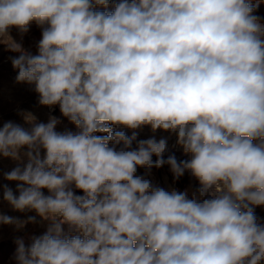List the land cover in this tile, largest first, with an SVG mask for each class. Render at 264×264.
I'll return each mask as SVG.
<instances>
[{"label": "clouds", "instance_id": "1", "mask_svg": "<svg viewBox=\"0 0 264 264\" xmlns=\"http://www.w3.org/2000/svg\"><path fill=\"white\" fill-rule=\"evenodd\" d=\"M262 2L119 0L109 10L110 0H0V44L19 53L17 83L78 129L57 131L58 118L30 112L29 128L0 127V157L18 163L4 173L18 195L3 185V200L49 222L30 245L16 240V264L264 261ZM33 22L35 55L10 35ZM113 126L174 134L191 159H164L167 138ZM165 165L173 181L188 173L199 186L149 179ZM29 223L36 217L0 214L17 230Z\"/></svg>", "mask_w": 264, "mask_h": 264}, {"label": "rangeland", "instance_id": "2", "mask_svg": "<svg viewBox=\"0 0 264 264\" xmlns=\"http://www.w3.org/2000/svg\"><path fill=\"white\" fill-rule=\"evenodd\" d=\"M119 2V0H110L111 5ZM98 10H103L102 8ZM257 15L264 17V2H262L256 13ZM11 37L22 45L25 50L30 51L33 55L37 54V47L39 40L41 39V28L35 23L29 25L27 32H20L19 29L13 27L10 30ZM19 53L10 52L6 46L0 44V127L6 122H13L24 128H29L30 125L26 124L23 118V113H32L36 118L37 122L47 123L49 117H56L60 120L57 125V131L63 132L65 130L77 132L76 126L71 123L68 118L64 117L60 110L59 105L52 107L43 106L39 104L38 94L34 91V85H28L27 83H17L16 76L18 70L14 69L11 64L10 57H16ZM113 131H123L128 136L133 134V131L137 133V140L148 139L155 136L157 140L160 138H167L166 150L163 153V158L167 159L169 156H175L178 161L191 159L190 154L183 152L182 147L177 144L176 136L165 132L163 130H157L153 132L150 126H144L140 129L132 130L122 126H113ZM96 135H102L97 133ZM111 146V145H110ZM133 147H136V142H133ZM26 151V149H24ZM43 156V151L41 152ZM156 157L153 156V161ZM27 163V159H23V164ZM18 166L16 161L11 158L0 157V214L7 215L21 220H26L30 216H35L37 223L26 224L24 228L17 230L12 225L0 224V264H16L14 255L16 252L17 239H23L25 245L31 244L32 236L42 235L48 227L49 222L43 221L34 211L20 212L14 210L6 201L3 200V185H7L11 188L14 194L18 195L16 191L17 181H8L4 178V173L10 172ZM144 172L143 168H138L137 174L142 175ZM149 179L153 182L158 183L160 186L166 189L174 187L178 191H184L186 189H194L198 187V181L186 173L179 180L173 181V176L169 171L167 165L160 169H153L152 176ZM45 195L48 194L47 190L44 189ZM77 195H83L80 190H75ZM191 195V192H190ZM255 215L258 218V222L264 224V207H256ZM65 230L67 226L65 225ZM76 233H74L75 235ZM264 264V261L261 262Z\"/></svg>", "mask_w": 264, "mask_h": 264}]
</instances>
